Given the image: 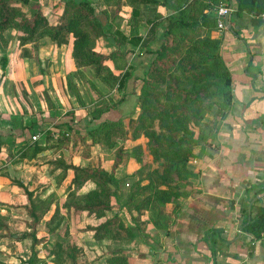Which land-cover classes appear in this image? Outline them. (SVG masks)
Wrapping results in <instances>:
<instances>
[{"label": "trees", "instance_id": "obj_1", "mask_svg": "<svg viewBox=\"0 0 264 264\" xmlns=\"http://www.w3.org/2000/svg\"><path fill=\"white\" fill-rule=\"evenodd\" d=\"M166 1H114L117 10L123 4L128 5L130 16L141 21V15H138L141 7L151 5L149 11L159 14V20L144 19V22L150 24L148 36L154 41H159V44L157 48H148V46L145 48V52L153 54V57L142 79L146 78L151 86L143 90L144 99L141 109L134 118L130 130L132 141L141 136L146 138L145 148L143 149L139 143L133 145L131 149H127L124 144L116 146L118 138L123 140L129 138L124 127L116 122L117 120H106L101 123L100 128L90 132L86 131L85 135L95 133V139L84 142L85 155L89 154L88 147L95 142H101L109 149L114 148L112 169L108 172L100 167L77 165L66 162L64 158L50 161L51 169H60L59 181L65 179L69 171L72 172L67 185L69 194L76 193L87 181L95 185L93 189L82 195L75 194V200L64 202L67 210L73 207L75 211L86 210L88 214L94 213L99 217L104 214L105 210L111 209L110 203L113 197L122 207L117 194L118 186L114 184V169L122 163L118 153L119 155L120 153L126 154L127 158H134L138 163L143 161L140 154L146 153L158 166L152 169L146 178L138 179L131 184L130 195L125 202L127 205L123 203L129 211L133 210L138 213L143 210L149 211L157 209L161 204L178 201L179 197L185 196L186 191L181 189L191 185L190 178L194 175L193 172L186 171L184 166L194 155L195 149L198 148L201 153L204 148L212 146V140L216 137L219 126H214L212 120L206 122L205 115L212 114L217 120L220 108L227 111L232 107L231 72L222 55L223 34L220 37L212 36L216 32L215 26L217 25V15L213 12L223 0H174V3L178 5V16L168 15L164 23V17L157 7ZM231 1L235 4L237 13L244 11L257 16L264 11V0ZM21 5H29V12L25 13ZM30 5V0H0V32L8 28L21 31L22 34L18 35V41L22 46L44 37H49L55 42L63 34H72L74 39L71 54L76 64L91 67L96 76L116 85L117 90L121 92L120 100L126 98L128 93L136 92L137 76L129 70L115 74L105 64L110 55L94 49L96 39L107 35L109 25L106 26L97 17L91 0H79L78 2L63 0V13L57 24L49 23L38 3ZM229 23L233 25L232 18L229 19ZM159 26L162 31L157 36L156 28ZM228 30L237 35V31L232 26ZM116 34L117 45L124 44L126 53L139 46L143 39L141 34L137 33L127 36L117 30ZM130 83H132L131 92H127ZM157 85L161 86L160 92L153 93L151 90L154 87L157 88ZM215 97H219L218 103ZM160 98H180V100L168 103ZM190 117L196 123H203L208 128L214 126L213 132L197 136L191 134L186 126ZM71 123L67 120L64 125L71 129ZM85 135H78L79 141L82 142ZM55 145L34 144L29 158H33L46 148L56 147ZM134 150H137V153ZM133 173H139V169ZM109 182H112L116 188L111 189ZM12 183L22 190L27 200L23 205L28 216L27 228L20 234L19 240H30L31 252L27 258V264H37L36 245L42 241V238L37 237L38 232L43 225L48 226V231L57 228L62 223V216L58 205L52 209L54 200L47 199V197L41 198L39 193L30 190L19 179L13 178ZM143 192L145 194L135 201V196L137 198V195ZM187 192H190L189 188ZM153 220L157 225L158 221ZM108 224L116 225L115 218L112 217L97 226H88L87 230H93L94 237L100 238L105 236ZM246 228L256 237L259 236L264 231V212H259ZM11 235L8 217L0 212V237H11ZM70 256L74 260V254ZM106 259L109 264H126L121 250L112 251L110 257Z\"/></svg>", "mask_w": 264, "mask_h": 264}, {"label": "rangeland", "instance_id": "obj_2", "mask_svg": "<svg viewBox=\"0 0 264 264\" xmlns=\"http://www.w3.org/2000/svg\"><path fill=\"white\" fill-rule=\"evenodd\" d=\"M73 1L78 2L79 0ZM114 1L91 0V5L94 7L97 17L103 24L109 25L107 35L96 39L94 49L110 55L105 64L115 74L129 70L137 76L136 92L130 97L126 96L123 100H120L121 92L117 90L116 85L96 76L91 67L76 64L71 54L74 39L72 34H63L55 42L49 37H45L49 41H40V39L22 46L18 41V35L22 34L21 31L8 28L0 32V62L2 63L7 54L11 56L14 64V67L11 66L12 70L8 73L7 78L4 81L3 77L0 79V90L6 86L9 93L15 98L13 101L18 100L23 103V107H17L18 113L16 116H12L8 120L3 119L0 122V134L8 130L9 132L15 131L13 135H21L18 139L0 135V212L8 217L12 232L11 237L6 236L0 239V262L2 264H4L3 259H13L12 264H27V258L31 252L30 240L22 239L17 243L20 234L27 228L28 216L23 207L27 202L26 197L22 190L12 183V179L17 176L15 166L23 164V171L26 178H28L27 180H32L33 185H37L35 189L40 192L41 196L55 200L59 211L62 212L63 210L65 212L62 204L71 199L75 200V194L77 193L69 194L67 180L61 188L53 187L56 178L59 179L60 173L58 174L59 171L51 169L49 162L58 158H65L66 161L77 165H89L110 170L111 162L115 156L114 148L109 149L103 143L95 142L88 147L89 154L85 155L84 142L95 139V133L85 135L86 131L90 132L98 128L102 122L109 120L107 119V113L115 109L120 112V117L116 122L124 127L126 134H130L134 118L140 112L144 99L143 90L151 86L147 83L146 78L142 79L148 63L153 57V54L145 52V48L147 46L148 48H157L159 44V41H154L148 36L150 24L144 22V19L159 20V14L158 12L153 14V11H149L151 5L141 7V11H138V15H141V21L130 16V8L127 5L121 6L117 10ZM32 3H38L41 12L49 23L57 24L60 22L63 13V0H30V6H32ZM220 5H217L216 10ZM20 7L25 13L29 12V5H21ZM160 28V26L156 28L157 36L162 31ZM215 29L221 31L217 25ZM117 30L127 36H131L133 33L141 34L143 39L139 46L126 53L124 44L117 45ZM50 41L51 44L47 48ZM22 55L25 56L22 61L18 60L22 63L20 62V67L16 69L15 62H18L17 58ZM131 87L132 83L127 88V92H131ZM160 88L161 86L157 85V88L154 87L151 91L159 93ZM160 99L168 103L180 100V98ZM217 99L219 97H215V101L218 103ZM22 109L23 114H21ZM64 110L65 112H63ZM224 114V109L220 108L217 120L212 114L205 115L206 122L212 120L214 126H219L216 136L223 129ZM62 116L66 117L62 119ZM61 120L71 121V129L65 127ZM186 126L187 130L195 136L208 134V132L212 133L214 129V126L208 128L203 123H196L191 117ZM34 134H38L36 139L32 138ZM80 134L85 135L82 142L78 139ZM64 143H66V146H64ZM34 144L42 146L56 144V148L44 150L33 158H29ZM120 144H124L127 149H131L133 143L118 138L116 146ZM61 148L66 149L64 151ZM134 152L137 153V150H134ZM193 154L184 166L186 171L192 172L195 158L201 156L198 148L193 151ZM19 157L25 159L19 161L17 160ZM118 157L122 159V163L114 171V184L118 186L117 194L122 203L121 206L128 212L129 209L125 206L127 205L125 202L130 195L131 184L138 179L146 178L152 169L158 166L156 162H153L151 156L146 153L140 154L143 161L137 164L129 161L130 158H127L126 154L120 153L119 155L118 153ZM136 168L139 169L137 174L133 173ZM114 184L109 182V186H113V188L110 186L111 189L116 188ZM29 185H31V181H29ZM181 190H185V195H189V192H187L188 187ZM82 194L83 191H80V194L77 195ZM144 194V192L138 194L134 200L136 201ZM177 202L179 201L175 200L171 203L161 204L157 209L149 210L151 218L158 221V227L167 226L179 206ZM109 214L115 218L116 225L108 224L105 236L96 238L97 240L105 239L101 244L92 237V232H83V229L88 225H86L85 219L79 217H74L73 221L69 220L65 229L57 227L48 231V226L43 225L39 233L43 240L38 245V255L42 257L37 258L36 263L41 264V261H44V264H47L46 259L51 256L49 260L51 264H71L70 255L74 254L73 259H76L80 264H105L101 259L102 256L106 254V259L108 256L110 257L112 251L121 250L126 264H144L142 262L145 255L143 249H147V242L153 240V237L150 236L144 241L141 236L137 235V230L129 229L126 224L130 223L131 218L125 213L118 216V212L115 214L109 212ZM118 221L119 223H117ZM91 222L96 224L98 221L91 220ZM137 228L139 232L145 233L143 227L138 226ZM112 239H117L119 242L118 249H111L113 247L111 245ZM157 240L159 242V237ZM76 241L84 245L83 249L85 247L81 260H79V249H76ZM118 242L116 243L118 244ZM145 244L147 245L145 246ZM132 253L135 254L134 257H132ZM43 256L45 257L43 258Z\"/></svg>", "mask_w": 264, "mask_h": 264}, {"label": "crops", "instance_id": "obj_3", "mask_svg": "<svg viewBox=\"0 0 264 264\" xmlns=\"http://www.w3.org/2000/svg\"><path fill=\"white\" fill-rule=\"evenodd\" d=\"M220 4L219 8L223 7V4L231 6L228 22L232 18L234 23L233 25L230 23V28L232 26L237 31V35L233 34L225 25V29L216 31L212 35L220 37L223 34L222 55L231 72L232 107L225 111L223 129L212 140V146L204 148L201 156L195 158V165L192 168L194 175L190 179L191 185L188 186L189 195L178 198L179 206L167 226L161 228L155 225L148 210L139 213L133 210L126 212L113 197L110 203L111 209L105 210L99 217L94 213L88 214L86 210L75 211L73 207L67 210L62 204L65 212L61 208L62 223L59 228L65 229L67 222L73 221L74 217L85 219L88 226H97L112 217L109 212L114 214L118 212L117 216L125 213L131 218L130 223L126 224L129 229L137 230V235L144 241L150 236L153 237V240L147 242L148 245L145 244L147 249H143L144 264H264V231L256 237L246 228L259 212H264V195H260L264 192V21L259 16L244 11L237 13L235 4L231 0H223ZM157 9L163 15L164 23L167 20L166 16H178L179 13L178 5L174 0H167ZM218 9L212 12L216 14ZM47 39L44 37L40 41H49ZM50 44L51 41L47 48ZM24 56H19L17 61H22ZM21 61L15 62L16 69L20 67ZM11 66L14 67L11 56L6 54V58H3L2 63L0 62V79L3 77L4 81L7 78L12 70ZM131 95L133 94L127 97ZM14 99L6 86L0 90V122L16 116L17 107H23L22 102L13 101ZM23 113L22 109L21 114ZM107 117L117 120L120 112L115 109L110 110ZM65 121L67 120H61L63 124ZM13 133L15 131L7 130L0 135L12 139L21 136ZM127 135L129 138L125 142L130 141L133 143L132 146L139 143L143 149L145 148L146 138L141 136L132 141L130 134ZM61 149L65 151L66 148ZM18 154L20 155L19 152ZM23 159L25 158H17L19 161ZM129 161L138 163L134 158H130ZM111 163L113 164V161ZM112 164L110 170L106 171H111ZM23 168V164L15 166L17 176L14 178L19 179L35 193H39L41 198L46 197L41 196L35 189L37 185H33L32 180H27ZM54 171L60 172V169ZM71 177L72 172L69 171L68 176L62 181L56 178L53 187L61 188L65 180L69 184ZM94 187L93 182L87 181L76 193L80 194V191H83L84 194ZM56 204L54 200L52 209ZM91 220L98 222L93 224ZM88 226L83 232H92V237L96 239L94 231L87 230ZM138 226L143 227L145 233L139 232ZM41 230L37 234L38 238H42L39 234ZM104 240L96 239L100 244ZM112 240L111 249H118L119 242L117 239ZM38 245H36L37 258L40 259L42 256L38 255ZM75 245L76 249H79V260H81L85 247L83 249L84 245L77 241ZM134 256L135 254L132 253V257ZM50 257L46 259L47 264H51ZM105 257L106 254L102 256V261L109 264ZM70 260L71 264H80L76 259ZM2 261L4 264L13 263V259ZM41 264H44V261H41Z\"/></svg>", "mask_w": 264, "mask_h": 264}, {"label": "built area", "instance_id": "obj_4", "mask_svg": "<svg viewBox=\"0 0 264 264\" xmlns=\"http://www.w3.org/2000/svg\"><path fill=\"white\" fill-rule=\"evenodd\" d=\"M231 11V6H223L218 9L216 15H217V27H219L221 30L225 28V23H224V17L225 15ZM259 16L263 21H264V11L260 13ZM38 137V134H34L32 136L33 139H36Z\"/></svg>", "mask_w": 264, "mask_h": 264}, {"label": "water", "instance_id": "obj_5", "mask_svg": "<svg viewBox=\"0 0 264 264\" xmlns=\"http://www.w3.org/2000/svg\"><path fill=\"white\" fill-rule=\"evenodd\" d=\"M228 18H229V12L224 17V23L226 25V28H230V23L228 22ZM110 186L113 187L112 185H110ZM260 195H264V192L262 194H260Z\"/></svg>", "mask_w": 264, "mask_h": 264}]
</instances>
